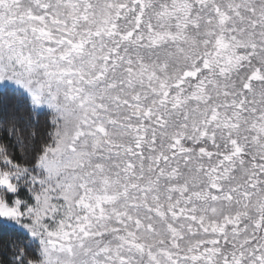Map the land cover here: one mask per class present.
I'll list each match as a JSON object with an SVG mask.
<instances>
[{
	"label": "snow or ice",
	"instance_id": "6c2138e0",
	"mask_svg": "<svg viewBox=\"0 0 264 264\" xmlns=\"http://www.w3.org/2000/svg\"><path fill=\"white\" fill-rule=\"evenodd\" d=\"M0 264H264V0H0Z\"/></svg>",
	"mask_w": 264,
	"mask_h": 264
}]
</instances>
